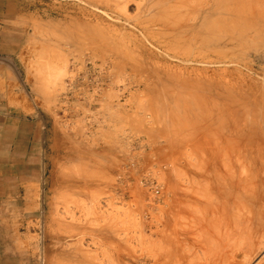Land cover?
Returning <instances> with one entry per match:
<instances>
[{
    "label": "rangeland",
    "instance_id": "374dc122",
    "mask_svg": "<svg viewBox=\"0 0 264 264\" xmlns=\"http://www.w3.org/2000/svg\"><path fill=\"white\" fill-rule=\"evenodd\" d=\"M86 1L3 17L43 162L0 205V264H264V0H127L121 17ZM201 36L205 65L184 62Z\"/></svg>",
    "mask_w": 264,
    "mask_h": 264
},
{
    "label": "crops",
    "instance_id": "0c3cea01",
    "mask_svg": "<svg viewBox=\"0 0 264 264\" xmlns=\"http://www.w3.org/2000/svg\"><path fill=\"white\" fill-rule=\"evenodd\" d=\"M9 9L0 0V205L11 190L35 183L43 162L41 133L18 116V43L3 25Z\"/></svg>",
    "mask_w": 264,
    "mask_h": 264
},
{
    "label": "bare ground",
    "instance_id": "6f19581e",
    "mask_svg": "<svg viewBox=\"0 0 264 264\" xmlns=\"http://www.w3.org/2000/svg\"><path fill=\"white\" fill-rule=\"evenodd\" d=\"M125 1H126V3H125ZM131 1V0H130ZM83 2V1H82ZM84 2L86 3V2H88V1H86V0H84ZM90 2V1H89ZM92 2V1H91ZM94 2H96V7H98L99 9H102L104 12H106V13H108L110 16L112 15V14H116V15H123V16H125L123 13H125L126 12V10H127V0H124L123 2L125 3V4H122L123 2L121 1V0H95ZM94 2L92 3V4H94ZM210 2V1H209ZM69 3V2H68ZM80 3V2H79ZM78 3V4H79ZM120 3L122 4V7H120ZM81 4V3H80ZM83 4V6H88V5H84V3H82ZM89 5H91V6H93L92 4H90V3H88ZM210 4V6H211V8L214 10V11H216V10H219V11H223V12H228V11H230V9H233V7L232 6H229V4H230V0H211V2L209 3ZM138 5H140V4H138ZM137 5V6H138ZM141 7V6H140ZM236 9L238 10L239 9V6L238 5H236ZM138 9L139 8H137V11H138ZM98 10V9H97ZM100 11V10H99ZM139 11H140V9H139ZM80 12V11H79ZM240 12H243L242 10L240 11ZM140 13V12H139ZM89 14H91V13H89ZM88 14V15H89ZM126 14V13H125ZM260 15L261 13L259 12V10H256V9H252V8H250L249 10H248V14H247V12H246V15H248L247 17H252L253 18V16L254 15ZM97 14H95V16H96ZM103 15H105V14H103ZM108 15V16H109ZM126 15H128V14H126ZM89 16H91V15H89ZM119 17H121V16H119ZM130 17V16H129ZM127 18V17H126ZM125 18V19H126ZM161 17H159L158 19H160ZM127 19H129V18H127ZM127 19H126V21H127ZM131 19V18H130ZM163 19L166 21V19L163 17ZM146 20V19H145ZM163 20V21H164ZM118 21V20H117ZM149 21V20H148ZM159 21H162L161 19L159 20ZM158 21V22H159ZM221 21V20H220ZM153 21H151V23H152ZM205 22V21H204ZM120 23V22H119ZM142 25H141V27H143L144 29H150V24H147L146 23V21H142V22H140ZM149 23V22H148ZM167 23V22H166ZM172 23V22H171ZM171 23H170V25H171ZM219 23H221V22H219ZM231 23H232V21H231ZM241 24V22L239 21L238 22V24ZM245 23L246 24H248L246 21H245ZM155 24V23H154ZM216 24V23H215ZM217 24H218V22H217ZM216 24V25H217ZM222 24V23H221ZM221 24H219V25H221ZM234 24V23H233ZM239 24V25H240ZM162 25V24H161ZM160 25V26H161ZM169 25V26H170ZM215 25V26H216ZM151 26H153V25H151ZM155 26V25H154ZM156 26H157V23H156ZM155 26V27H156ZM166 26V25H165ZM212 26V25H211ZM222 26V25H221ZM234 26V25H233ZM159 27V26H158ZM161 27H163V26H161ZM193 27V26H192ZM191 27V28H192ZM202 27H204V25L202 26ZM217 27H219V26H217ZM216 27V28H217ZM237 27V26H236ZM213 28H214V26H213ZM216 28H214V29H216ZM232 28V27H231ZM230 28V29H231ZM240 28V27H239ZM199 29V28H198ZM218 29V28H217ZM216 29V30H217ZM233 29V28H232ZM146 30V31H147ZM205 30V29H204ZM204 30H203V28H201V30L199 31L200 32V34L203 36L204 34H205V32H204ZM208 30H210V28L208 29ZM234 30V29H233ZM238 30V29H237ZM241 30V29H240ZM211 31V30H210ZM215 31V30H214ZM220 31V30H219ZM222 31V30H221ZM235 31V30H234ZM149 32V31H148ZM152 32V31H151ZM198 32V31H197ZM233 32V31H232ZM146 33V32H145ZM153 33V32H152ZM151 33V34H152ZM193 33H195V32H193ZM214 33V35H215V33L216 32H213ZM234 33V32H233ZM149 33H147V35H148ZM156 34V33H155ZM158 34V33H157ZM192 34V33H191ZM197 34V33H196ZM199 34V33H198ZM197 34V36L199 37V35ZM221 34V33H220ZM219 34V35H220ZM226 34V33H225ZM232 34V33H231ZM231 34L229 35V34H227L226 36H229V37H231ZM219 35H218V37H219ZM150 36V35H149ZM152 36V35H151ZM150 36V37H151ZM191 36V35H190ZM192 36H193V34H192ZM195 36V35H194ZM201 36V37H202ZM226 36H224V37H226ZM197 37V38H198ZM237 37H238V35L236 34V31H235V33L232 35V37L230 38V41L231 42H233V41H236V39H237ZM194 38V37H193ZM200 38V37H199ZM205 37H202L201 39H197V40H199L197 43H203V45L201 46L200 45V47H199V45L197 46V47H195L194 46V48H198L197 50H194V49H189L188 48V50L187 51H185L184 53H185V55L183 54H181V58L182 57H184V62L186 61V62H189V64H190V62L192 63V62H194L195 63V65H196V63H198V64H202V65H205L204 63H205V45H204V42H205V39H204ZM216 38V37H215ZM220 38V37H219ZM196 39V38H195ZM202 39H204V40H202ZM222 39V38H221ZM226 39H228V37L226 38ZM225 39V40H226ZM201 40L202 41H204V42H201ZM224 40V41H225ZM163 41V40H162ZM161 41V42H162ZM195 41V40H194ZM215 41H216V39H215ZM227 41V40H226ZM219 43H221V42H219ZM223 43V42H222ZM166 43L164 42V45H165ZM197 45V44H196ZM167 47V46H166ZM170 47V46H169ZM168 48V47H167ZM187 48V47H186ZM165 50H167V49H165ZM174 50V49H173ZM184 50V49H183ZM180 51V50H179ZM178 51V52H179ZM182 53H183V51H182ZM178 54V53H177ZM177 54H176V56H177ZM179 54H180V52H179ZM178 60V59H177ZM181 63V62H180ZM234 63V62H233ZM189 64L187 65V67H190L189 66ZM180 65V64H179ZM199 65V66H200ZM179 67V66H178ZM192 67H194V68H192V69H196L197 71H199V74H204V73H202V72H204L203 71V66L201 67L200 66V68H195V66H192ZM205 67V66H204ZM195 70V71H196ZM198 74V75H199ZM201 77L203 76V75H200ZM199 78V77H198ZM198 83V82H197ZM192 84V83H191ZM168 85V84H167ZM169 86V85H168ZM194 87V86H193ZM185 88V87H184ZM195 88V87H194ZM189 89V88H188ZM193 89V88H192ZM191 89V90H192ZM215 90V89H214ZM222 94V93H221ZM224 94V93H223ZM227 94V93H226ZM226 94H225V96H226ZM228 96H230V95H228ZM232 98V97H231ZM211 100V99H210ZM226 100V99H225ZM218 109H216V111H217ZM211 111V110H210ZM207 112V111H206ZM212 113V112H211ZM210 113V116L212 115ZM208 114H209V112H208ZM217 116V115H216ZM205 117H207V115L205 116ZM214 118V117H213ZM213 118H212V120H213ZM218 118V117H217ZM212 120H210L209 119V121H212ZM215 120V119H214ZM234 120V119H233ZM208 121V122H209ZM220 122V121H219ZM235 122V121H234ZM212 123V122H211ZM217 123H218V121H217ZM222 123V122H221ZM224 125V124H223ZM219 126V125H218ZM219 129V128H218ZM222 129V128H221ZM220 130V129H219ZM221 131V130H220ZM223 131V130H222ZM221 131V132H222ZM225 131V130H224ZM223 131V132H224ZM244 132V131H243ZM225 133V132H224ZM252 133H254V132H252ZM236 134H238V133H236ZM253 135V134H252ZM227 140V139H226ZM228 141V140H227ZM231 141V140H230ZM229 141V142H230ZM231 145H233V144H231ZM220 150V149H219ZM222 151H220V153H221ZM224 152V151H223ZM222 154V153H221ZM227 154V153H226ZM233 154V153H232ZM237 155V154H236ZM222 156V155H221ZM224 153H223V158H224ZM249 156V155H248ZM228 157V156H227ZM227 157L225 156V158L227 159ZM220 160H221V158H220ZM224 161V160H223ZM237 161V160H236ZM225 162V161H224ZM241 162V161H240ZM228 163H230L229 161H228ZM226 164H227V162H226ZM239 164V163H238ZM242 164V163H241ZM222 165H223V163H222ZM228 165V164H227ZM227 165H225L226 167H227ZM230 165V164H229ZM207 166V165H206ZM243 166V165H242ZM241 165L239 166V167H242ZM245 166V165H244ZM250 166V165H249ZM224 167V166H223ZM225 167V169L227 170V168ZM229 167V166H228ZM252 167V166H251ZM231 167H229V169H230ZM234 168V167H233ZM224 169V170H225ZM244 169L246 170V169H249V167L248 168H246V167H244ZM215 170V169H214ZM230 170H233V169H230ZM229 171V170H228ZM227 171V173H229V177H231L230 179H232L233 177L232 176H230L232 173H230V171L228 172ZM247 172H248V170H246ZM245 171V172H246ZM240 172H241V169H240ZM243 172V171H242ZM241 172V174L243 175V173ZM250 172H251V174L252 175H254V173H252V171L250 170ZM205 173H207V172H205ZM217 173V172H216ZM215 173V174H216ZM234 173V172H233ZM238 174V176H239V172H237ZM249 174V173H248ZM250 174V181H251V177L253 178L254 176H252ZM220 175V174H219ZM242 175H240V176H242ZM209 176H210V173H209ZM219 177H221V176H219ZM237 177V176H236ZM223 178V177H222ZM222 178H220V180L222 179ZM244 179V178H243ZM249 179V178H248ZM254 179V178H253ZM223 180V179H222ZM236 180V179H235ZM239 180V181H238ZM242 180V179H241ZM240 179H237L236 181H238V183L236 182V184H238L237 186H241L242 185V182H244L245 181V179L242 181V182H240L241 181ZM206 181V180H205ZM233 181V180H232ZM250 181H248V182H250ZM257 181V180H256ZM207 182V181H206ZM221 182V181H220ZM224 182V181H223ZM247 182V183H248ZM218 183V182H217ZM240 183V184H239ZM245 183V182H244ZM251 183V182H250ZM247 184V186L249 185V187L250 188H253V189H255V187H256V185H255V183H254V185H255V187H253L252 185V183L251 184ZM259 183V182H258ZM224 185H226V183L224 182L223 183ZM260 184V183H259ZM259 184H257V192H259ZM207 185V184H206ZM232 185H234V184H232ZM231 185V186H232ZM245 185H246V183H245ZM259 185V186H258ZM263 185H264V182H263ZM207 186H209V185H207ZM219 186V185H218ZM220 186H222V184H220ZM244 185H242V187H243ZM252 186V187H251ZM261 186H262V183H261ZM241 187V188H242ZM245 187V186H244ZM244 187H243V189H241V190H243L244 191ZM208 188V187H207ZM228 188V187H227ZM231 188V187H230ZM238 188V187H237ZM247 187H245V189H246ZM264 188V187H263ZM205 189H206V187H205ZM207 190V189H206ZM221 190V189H220ZM223 190V189H222ZM235 190H236V188H235ZM248 190V189H247ZM262 190V189H261ZM208 191V190H207ZM238 191V190H237ZM237 191H235V192H237ZM242 191V192H243ZM251 191H252V189H251ZM254 191H256V190H254ZM264 191V190H263ZM263 191H262V193H263ZM230 192V191H229ZM232 192V191H231ZM239 192V191H238ZM208 193V192H207ZM244 193V192H243ZM245 193H246V191H245ZM251 193V192H250ZM261 193V194H262ZM211 194V193H210ZM234 194H236V193H234ZM238 195H241V193H237ZM205 195H206V193H205ZM212 195V194H211ZM214 195V194H213ZM229 195V194H228ZM257 195V194H256ZM207 196V195H206ZM205 196V197H206ZM225 196V195H224ZM244 196H245V194H244ZM230 197V196H229ZM234 197H236V196H234ZM239 196H237V198H238ZM241 197V196H240ZM213 198H214V196H213ZM215 198H217V197H215ZM223 198V197H222ZM244 198V197H243ZM238 199H240V198H238ZM238 199H237V201H238ZM207 200V199H206ZM211 200H212V198H211ZM236 200V199H235ZM240 200H242V199H240ZM244 200H247V199H243V201ZM213 201V200H212ZM216 202H217V200H215ZM240 202V201H239ZM209 203V202H208ZM239 204H242V202H240ZM247 204V203H246ZM207 205V204H206ZM209 205V204H208ZM250 205V204H249ZM263 206V205H262ZM210 207V206H209ZM254 207V206H253ZM264 207V206H263ZM211 208V207H210ZM207 209V208H206ZM259 209H261V208H259ZM208 210V209H207ZM206 210V211H207ZM260 211V210H259ZM250 212V211H249ZM251 213V212H250ZM256 212H254V214H255ZM258 213V212H257ZM251 215V214H250ZM253 215V214H252ZM206 219V218H205ZM250 220H251V223H253V221H255L256 220V224L258 223L259 225H260V223L262 224V222H257V221H259V219H260V221H261V219H263L264 220V212H261V213H259L258 214V217H257V214H256V218L254 217L253 218V216H251V218H249ZM247 222H248V224L250 225V227L252 226L251 224H250V222L247 220ZM255 224V227L257 228V226H259L258 224L256 225ZM248 226V225H247ZM249 227V226H248ZM247 227V228H248ZM249 227V228H250Z\"/></svg>",
    "mask_w": 264,
    "mask_h": 264
}]
</instances>
